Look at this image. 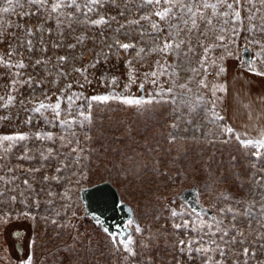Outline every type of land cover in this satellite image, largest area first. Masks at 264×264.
Here are the masks:
<instances>
[{
	"label": "rangeland",
	"instance_id": "1",
	"mask_svg": "<svg viewBox=\"0 0 264 264\" xmlns=\"http://www.w3.org/2000/svg\"><path fill=\"white\" fill-rule=\"evenodd\" d=\"M4 6L5 0H0V7ZM23 11L33 14L21 15ZM153 11V6L145 5L143 0H104L99 13H91L90 17L97 19L103 15L115 19L100 26L73 22L71 28L67 22L58 25L43 9L37 11L35 6L27 4L15 12L0 13V55L16 63L23 61L25 65L23 68L0 65V97L5 98L0 100V117H7L0 119V136L26 134L28 137L24 141L0 144V192L4 193L0 196V238L9 222L21 219L23 214L31 215L35 221L29 254L11 257L0 250V264H23L29 256L33 264H112L110 237L103 234L99 242L94 233L84 227L76 228L71 220L82 210L81 189L106 179L118 186L122 199L139 205L138 221L133 223L131 234L136 255L129 256L120 246L119 264H205L207 257L222 264H245V261L264 264V216L261 215L264 159L256 161L250 155L251 150L221 134L217 126H231L242 138L244 133L258 137L264 130V76L249 69L241 73L231 68L234 66L231 55L248 43L254 50V67L264 72V60L257 57L259 46L250 43L251 40L264 43V33L252 35L241 31L237 42L227 50L216 48L209 53L205 72L199 68L204 53L198 40H203L205 45L214 43L211 32L206 39L195 30L190 35L181 33L180 38L190 40L194 47V53L187 57L186 45L179 56L172 52L137 57L139 48L148 52L154 40L167 36V31L155 36L148 21L130 23ZM241 15L246 16L243 9ZM152 19L158 20L155 16ZM160 25L165 27L164 22ZM78 37L83 39L78 42ZM117 40L137 47L125 51L116 45ZM9 45L13 49L11 57ZM59 57L67 59L60 61ZM213 59L215 65L211 64ZM38 60L41 63L37 64ZM157 61L171 65L169 72L178 73L166 75V81L158 77L159 88L149 82L151 77L144 76ZM93 63L95 67L90 66ZM220 67L226 71L217 75ZM84 68L87 72L83 74L74 70ZM192 68H199V74L193 73ZM130 71L136 84L125 90ZM136 71L143 72V76L138 77ZM113 77L116 83H112ZM29 78L30 82L26 83ZM13 79L17 81L14 90ZM201 79L207 88L198 85ZM186 82L191 92L178 87ZM141 83L144 96L172 87L173 93H165L164 101L174 97L175 103L162 101L153 103L147 110H138L118 101L93 102L90 123L61 124L62 120L74 117L82 119L78 116L80 106L88 111L84 98L110 93L139 97L143 93L139 88ZM221 85L226 91H216L213 95V86ZM9 94L15 100L3 107ZM69 96L73 97L71 104ZM58 99L59 116L52 108L39 113L33 110L40 102L55 105ZM212 101L223 121L211 122L214 120L209 110ZM172 124L178 127L173 128ZM37 133L51 134V138H37ZM172 136L176 138L174 141ZM77 140L83 153L72 151ZM194 181L199 183L202 200L217 212L216 217L195 214L173 197ZM12 196L16 197L15 201L10 199ZM173 210L180 215L173 217ZM246 212L252 215L247 216ZM185 221H189L186 227H174L175 223ZM217 222L221 231H217ZM137 224L143 232L135 231ZM180 240L193 241L190 254L187 249L179 250ZM201 245L214 251H195ZM245 248L247 257L243 255ZM220 250L225 253L223 257Z\"/></svg>",
	"mask_w": 264,
	"mask_h": 264
},
{
	"label": "snow or ice",
	"instance_id": "2",
	"mask_svg": "<svg viewBox=\"0 0 264 264\" xmlns=\"http://www.w3.org/2000/svg\"><path fill=\"white\" fill-rule=\"evenodd\" d=\"M6 6L0 7V13H9L15 12L17 8L23 9L25 4L29 7L35 6L37 11L43 9L47 14L49 19H55L58 25H62L67 22L68 27L71 28V24L73 22L92 25V26H100L109 23V19L103 15H99V18L92 19L89 14L91 13H99L100 9L103 7L104 0H5ZM145 5H151L154 8V11L150 14H146L140 17L139 20L131 21L130 23L139 24L140 20L148 21L151 25L153 33L155 36L159 37L165 31H167V36L162 40H154L152 46L149 48L148 52L145 51L144 48H139L136 55L138 58H143L142 54L147 55L149 53H158L162 55H167L169 53L175 52L177 56L180 55V50L183 45L188 47V51L184 53L185 57L189 53H194V47L191 44L190 40L181 39V33L184 32L185 35H190L194 30L199 32L200 36H203L205 39L208 38L209 32L213 33L214 35V43L205 45L203 40H198V44L200 47L203 48V56L199 61V68H203L205 72L209 67V53L216 48H224L227 50L229 45L235 44L237 39L240 35L241 31H247L248 33L255 35V33L260 32L264 33V0H143ZM65 9H73V11H65ZM241 9H243L246 13V16L241 15ZM21 15H32L30 11H23L20 13ZM83 16L84 18L81 19L80 17ZM155 16L158 18L157 21H154L152 17ZM63 18V19H62ZM216 21V23H214ZM245 21H247V27H245ZM160 22H164L165 27H161ZM201 24L204 25V28L201 29ZM121 27H124L121 25ZM119 29H117L118 31ZM50 31V30H49ZM28 34L31 35V29L28 30ZM83 37H78V42L81 41ZM29 48H31L32 41H27ZM250 43H255L259 46V51L257 52V57L260 60H264V43H261L258 40H251ZM116 45L125 51L129 49H134L137 47L135 44L131 43H120V41H116ZM69 47H75V45H69ZM109 48L111 49L112 46L110 45ZM13 53V49L9 45V57H11ZM228 55H231V52L228 51ZM66 57H59L60 61H65ZM223 59V57H221ZM37 64L41 63V61H36ZM96 63H99V60H96ZM129 67L131 68V60L127 61ZM250 71L256 72L257 75L264 76V72L258 71L254 67V62L249 58L247 61H244ZM211 64L215 65L216 60H211ZM0 65H3L7 68H23L25 65L23 61H19L18 63L11 61V59L5 60V58L0 55ZM91 67H95V63L90 65ZM171 65H166L161 63L160 61L156 62V66L150 73H144L145 79L151 77L149 82L156 86L157 88L160 87L158 84V77L160 76H175L178 73L173 70L169 72L168 69L171 68ZM199 68H192L191 71L193 73L199 74ZM77 72H81L82 74L87 72V68L84 69H74ZM226 71L225 68L220 67L217 75ZM19 75V73H16ZM130 83L126 85V89L131 86L132 82H135V77L133 73L129 72ZM191 79V78H189ZM25 81L26 83L30 82ZM17 81L13 79L11 84L13 86V90ZM112 83H116V78H112ZM198 85L207 88L208 85L205 83L204 79L198 81ZM179 88L185 89L187 92H191L192 89L188 87V83H182L178 85ZM68 88H71V85H68ZM139 88L143 91L144 84L141 83ZM173 88L168 87L167 89H162L157 92L155 95L148 94L147 96H127L122 94L110 93L107 95H96L92 97L84 98L87 103L88 111L85 112L83 110V105L80 106L81 110L78 113V116L82 119L73 118L71 120H62L61 124L63 125H73L79 123L81 126L85 122H91L92 114L91 108L93 102L99 104H107L109 101H118L119 103L134 106L138 110H147V107L152 105L153 103H160L164 101V94L165 93H173ZM216 91L224 92L226 89L221 86H213V95H215ZM159 97V99H157ZM79 96H76V99H79ZM4 97H0V100H4ZM69 103L73 101V97H67ZM197 99H200L199 97ZM15 97L9 94L7 96V102L3 105V107L10 106ZM164 102H172L175 103V98L173 97L171 101H164ZM61 107V103L58 99V102L55 105L46 104L44 102H40L38 106H36L33 110L35 112H41V110H46L52 108L55 111V114L59 116V109ZM215 101L211 102L209 110L212 112V116L214 120L211 122L216 123L218 121H223L224 117L219 115L215 111ZM7 117H0V119H5ZM220 133L226 135V137L235 139L240 146L245 150H251L250 155L256 161H261L264 159V130H261L258 137H248L247 133H244V137H241V134L236 132L231 126L226 124H218L217 125ZM171 127L176 128L178 125L172 124ZM74 135V133H73ZM37 138L46 137L51 138V134H42L37 133ZM28 137L26 134H15V135H4L0 136V144L3 142H11V141H24ZM86 139H90V137H86ZM175 136L171 137V140H175ZM228 142V139L225 140ZM71 143V141H69ZM76 147L72 149L73 152L76 153H83L84 149L79 147V140L76 141ZM51 152V149H49ZM22 159L27 157H21ZM79 159V157H78ZM11 171V170H9ZM60 171V169H57ZM47 179V178H46ZM27 184V181H24ZM259 183V182H258ZM264 187V185H261ZM4 193L0 192V196H3ZM11 200H15L16 197H10ZM261 199L264 200V195H261ZM195 212V209L192 210ZM223 211V210H222ZM231 211V209H229ZM172 216L175 217L180 215L176 211H172ZM27 215V214H25ZM245 215L251 216V212H246ZM261 215L264 216V204L261 205ZM235 214L233 215V219H235ZM4 222H7L6 220ZM56 223L55 220L52 221ZM97 223H102L101 221H97ZM134 221L129 219L128 226L133 225ZM203 223V222H202ZM189 224V221H185L184 224L175 223L174 227L176 229H180L182 227H186ZM211 227V225H209ZM103 231L108 234L110 237L113 245L116 247V250H120V246H122L123 250L128 253L129 256H135L136 252L133 248L135 241L133 240L131 234H127L125 236L120 235L119 233H112L109 232L108 228H104ZM135 231L137 233L143 232V229L137 224L135 226ZM217 231H221L219 228V222H217ZM223 235H227V232H224ZM240 235L242 236L243 233L241 232ZM223 239V236L221 237ZM231 242H235V237L231 238ZM216 242L213 240L212 244ZM193 241H184L180 240L179 250L181 252H185V250H189V254L192 250ZM219 248V245L216 246ZM197 252L207 253L209 251H214L211 247L205 248L203 245L201 247L195 249ZM224 251L220 250L221 257L224 256ZM243 255L245 257L248 256V249L245 248L243 251ZM252 255L254 256L255 253L253 252ZM23 264H33L32 257L29 256ZM205 264H222V261H215L213 262L210 257L205 259ZM247 264V261H245Z\"/></svg>",
	"mask_w": 264,
	"mask_h": 264
},
{
	"label": "water",
	"instance_id": "3",
	"mask_svg": "<svg viewBox=\"0 0 264 264\" xmlns=\"http://www.w3.org/2000/svg\"><path fill=\"white\" fill-rule=\"evenodd\" d=\"M238 54L241 55V60L238 65L249 69L248 66L242 62L247 61L249 58L253 61L254 50L252 46L248 43H243L239 47ZM136 75L141 78L143 72L136 71ZM161 78L163 81L167 80L166 75L161 76ZM142 95H145L144 91ZM173 197L178 202L186 204L191 211L195 209V212L192 211L195 214L206 213L213 217L217 216L215 209L202 200L200 186L197 181L184 186L180 191L175 193ZM81 198L84 207L93 216L100 219L103 223V227L108 228L109 232L119 233L125 236V238L127 234H132L133 227L132 225L128 226V221L129 219L133 220L135 223L138 221L136 212L139 210V205L122 199L118 186L111 180L106 179L92 185L84 186L81 189ZM75 216V214L72 216V222ZM7 218L10 219L11 215L9 214ZM25 222H28L27 242H29L35 221L31 215L23 214L21 223L25 224Z\"/></svg>",
	"mask_w": 264,
	"mask_h": 264
},
{
	"label": "flooded vegetation",
	"instance_id": "4",
	"mask_svg": "<svg viewBox=\"0 0 264 264\" xmlns=\"http://www.w3.org/2000/svg\"><path fill=\"white\" fill-rule=\"evenodd\" d=\"M231 57L234 59V66L231 68H237L239 72L244 73L246 70V67L238 65V63L241 60V55H231ZM128 82L130 83V79H128ZM136 84V82H132L131 85ZM133 92H137V89L134 88ZM75 218L73 221V224L76 228L84 227L89 232L94 233L98 239L99 242L102 241V235L107 234L103 231V223H97V221H101L97 217L93 216L85 207L82 200V210L78 214H75ZM23 218V216H22ZM22 218H15L9 224L7 225L6 233L4 236L0 238V250L2 252H6L11 257L13 256H23L26 254H29V242H27V232H28V222H25V224L21 223ZM10 221V220H9ZM102 222V221H101ZM22 231V232H21ZM108 235V234H107ZM98 248L101 249V244H97ZM120 250L117 251L116 247L113 245L112 250V264H119L120 260ZM98 259H101V256H98Z\"/></svg>",
	"mask_w": 264,
	"mask_h": 264
},
{
	"label": "trees",
	"instance_id": "5",
	"mask_svg": "<svg viewBox=\"0 0 264 264\" xmlns=\"http://www.w3.org/2000/svg\"><path fill=\"white\" fill-rule=\"evenodd\" d=\"M178 202V201H177Z\"/></svg>",
	"mask_w": 264,
	"mask_h": 264
}]
</instances>
